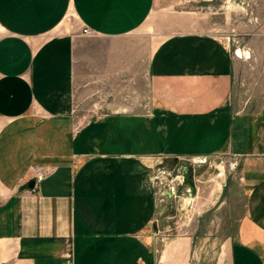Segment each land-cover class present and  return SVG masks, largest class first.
Here are the masks:
<instances>
[{
    "label": "crops",
    "instance_id": "0c3cea01",
    "mask_svg": "<svg viewBox=\"0 0 264 264\" xmlns=\"http://www.w3.org/2000/svg\"><path fill=\"white\" fill-rule=\"evenodd\" d=\"M153 6L0 0V264H264V104L242 102L236 57L208 35L173 34L147 60L128 38ZM146 68L149 116L121 105L74 134L76 105ZM223 156L243 212L220 196L211 221L162 243L149 163ZM36 168L49 174L30 192Z\"/></svg>",
    "mask_w": 264,
    "mask_h": 264
},
{
    "label": "rangeland",
    "instance_id": "374dc122",
    "mask_svg": "<svg viewBox=\"0 0 264 264\" xmlns=\"http://www.w3.org/2000/svg\"><path fill=\"white\" fill-rule=\"evenodd\" d=\"M65 24L70 33L79 29L73 17ZM183 33L208 35L223 43L238 62L236 80L242 102H249L254 110L264 104V0H154L148 21L128 41L143 45L148 60L159 43L173 34ZM238 51L242 58L236 56ZM246 54L250 58L246 59ZM128 80L127 86L107 87L101 92L108 97L104 102L99 100L98 92L85 106L79 105L81 115H87L91 106L100 104L106 107L105 112L124 105L129 115L149 116L153 101L148 68L142 78L130 75ZM149 167L160 199L162 243L196 227L198 215L206 209L209 210L205 221H211L216 216L215 203L220 196L222 202L230 195L233 197L228 206L235 218L243 212V194L232 192V185L239 180L232 157L205 160L161 157L151 161Z\"/></svg>",
    "mask_w": 264,
    "mask_h": 264
},
{
    "label": "built area",
    "instance_id": "2783aa9c",
    "mask_svg": "<svg viewBox=\"0 0 264 264\" xmlns=\"http://www.w3.org/2000/svg\"><path fill=\"white\" fill-rule=\"evenodd\" d=\"M82 34L84 35V36H94V32L93 31H91V30H88V29H84L83 30V32H82ZM238 53V52H237ZM236 53V54H237ZM237 57H239L240 58V56L237 54L236 55ZM104 108H106V107H104ZM104 108H103V106H101V105H99V106H97V105H93L92 106V108L87 112V115H83V116H80L79 115V113H80V111H79V105H76L75 107H74V114H75V116H76V123H75V126H74V134H78L80 131H81V129L85 126V125H87V124H89L90 123V121L94 118V117H96V118H100L102 115H105L106 114V112L104 111ZM108 112H114L113 110H109V111H107V113ZM105 113V114H104ZM33 174H34V177H33V179L35 180V182H36V185H35V189H34V191L36 190V188H37V186L41 183V182H43L44 181V179L48 176V174H49V170L48 169H45V168H36V169H34V172H33ZM33 191V192H34Z\"/></svg>",
    "mask_w": 264,
    "mask_h": 264
},
{
    "label": "water",
    "instance_id": "95a60500",
    "mask_svg": "<svg viewBox=\"0 0 264 264\" xmlns=\"http://www.w3.org/2000/svg\"><path fill=\"white\" fill-rule=\"evenodd\" d=\"M200 159L205 160L206 158H200ZM195 160H197V159H195ZM35 185H36V182H35L34 179H32V180L26 185V189H27L28 191H30V192H33L34 189H35Z\"/></svg>",
    "mask_w": 264,
    "mask_h": 264
},
{
    "label": "bare ground",
    "instance_id": "6f19581e",
    "mask_svg": "<svg viewBox=\"0 0 264 264\" xmlns=\"http://www.w3.org/2000/svg\"><path fill=\"white\" fill-rule=\"evenodd\" d=\"M237 54H238L239 56L241 55V58H242V53H241V51H238V53H237ZM246 56H247V58H246V59L250 58V57H249V54H246ZM246 56H245V57H246Z\"/></svg>",
    "mask_w": 264,
    "mask_h": 264
}]
</instances>
